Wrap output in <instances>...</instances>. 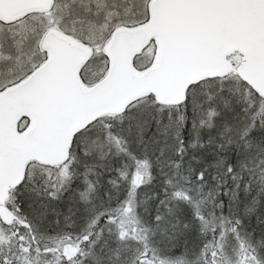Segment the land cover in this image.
<instances>
[{"label": "snow or ice", "instance_id": "1", "mask_svg": "<svg viewBox=\"0 0 264 264\" xmlns=\"http://www.w3.org/2000/svg\"><path fill=\"white\" fill-rule=\"evenodd\" d=\"M0 264H264V0H0Z\"/></svg>", "mask_w": 264, "mask_h": 264}]
</instances>
